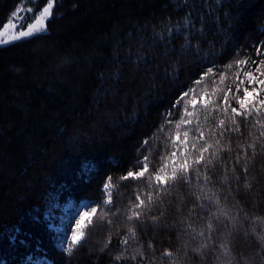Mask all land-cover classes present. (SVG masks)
<instances>
[{"label":"trees","instance_id":"1","mask_svg":"<svg viewBox=\"0 0 264 264\" xmlns=\"http://www.w3.org/2000/svg\"><path fill=\"white\" fill-rule=\"evenodd\" d=\"M22 1L0 0V30ZM47 2L37 0L36 11ZM258 48L264 53V0H54L46 33L0 48V264H21L28 257H47L54 264H170L165 250L174 253L177 264L226 261L212 241L228 243L239 264H264V248L252 231H264L257 220L264 217V137L255 116L236 117L240 132L223 137L215 121L224 118L233 127L222 109L229 108L231 115L229 105L238 108L233 96L252 86L245 83L237 93L236 66H226L249 57L252 66L264 59ZM208 68L215 75L205 78ZM197 80L203 82L197 85ZM191 89L198 99L203 90L215 92L204 99L221 109L204 126L205 137L195 142L197 149L205 140L214 145L204 153L212 164L195 165L201 175L190 170V182L169 181L166 193L155 184L149 189L144 180H120L140 168L145 156L150 171L161 166L160 157L173 150L175 123L188 119L184 106L192 111L191 95L180 100ZM195 111L203 113L202 99ZM209 126L221 146L230 143L231 152L211 155L217 148ZM185 127L189 159H194L199 153L191 151L192 136L199 133L194 124L181 132ZM250 133L259 139L254 157L247 149L251 159L245 173L237 145L247 148ZM177 148L179 163L187 153L183 144ZM108 177L115 185L111 204L105 203ZM148 191L158 197L156 203L140 220H128L137 194L143 199ZM213 193L220 205L210 201ZM85 200L107 219L93 217L86 239L68 255L56 246L54 216L66 204ZM220 207L233 219L217 221L213 214ZM210 219L211 241L207 231L200 237L187 227L199 232ZM132 226L136 239L128 236ZM202 242L209 243L203 258L192 251ZM138 249L144 255L131 259ZM122 253L125 258L116 261Z\"/></svg>","mask_w":264,"mask_h":264},{"label":"snow or ice","instance_id":"2","mask_svg":"<svg viewBox=\"0 0 264 264\" xmlns=\"http://www.w3.org/2000/svg\"><path fill=\"white\" fill-rule=\"evenodd\" d=\"M54 7V0H48L47 5L43 8V10L40 12L39 16L36 18V21L34 24L30 25L28 27L27 31H20L18 33V36L13 34L12 39H16L19 37L24 36H30L34 32L44 31L45 30V20L52 15V9ZM20 11H23V8L20 9ZM28 11H32V9H28ZM14 15H16L14 13ZM16 25L10 20L7 24L3 25L2 30H0V44L8 43L9 40L3 39L7 33H9V29L15 28ZM257 55H262L264 53H261L260 49H257ZM251 58L246 59H239L235 60L233 63L228 64L226 67L228 70H231L233 68V65L236 66L237 71L232 73L234 77V82H236V92L239 93L241 91V86L247 84L249 86L253 84H259L264 85V80L257 79L256 74L258 73L260 76H264V59H261L259 61H252L251 63L255 65V68L253 69L249 65V60ZM243 66H248V70L245 71ZM215 75L213 73L212 68H208L207 72L205 73V78L209 75ZM241 74L243 75L244 79H240ZM227 73H223L220 75L219 83L223 84L225 81ZM202 80H197L195 83L197 85L201 84ZM217 91H225L224 89H217ZM227 92H231V88L226 89ZM260 92H264V87L259 88ZM196 89H191L189 92L183 93V95L180 97V100H183L184 97H187L189 95L192 96V99L188 100L187 104H190L192 106V111H189L187 105L184 106V117H188V119L181 118L178 122L175 123V138L172 139V151L165 155L161 156L160 159L163 162L161 166L156 168L153 171H150V160L148 156H145L142 161H139L141 167L138 168L136 171L129 170L126 175H123L120 177V180L126 181V180H144L146 182V185L149 189L153 187L155 184L156 189L159 192H165L167 191V185L168 182L171 181L173 184H175L179 179H183L186 182H190V170L194 171L197 176L201 175L200 169L196 168L195 165H204L205 167L209 164H212V159L208 158L206 159L204 153H208L209 149H212L214 145L212 143H208L207 140L204 141V145H202L199 149L196 148V143L200 139H203L205 137V131L203 130L205 125H208L209 118L212 116V113L215 111H220L221 109L215 105V102L213 99H204V97H207L209 95L215 96V92L209 94L207 90H203L201 93L200 99L197 98L195 95ZM257 92V88L255 87H243V95H235L233 96V99L238 104L237 107H229L231 108V115H228L229 108H223L222 112L224 116L227 117V119L231 122V125L233 127L228 128L226 126V120L224 118L216 117V128L221 129L220 136L223 137L225 132H234L239 133L240 132V125L237 121L236 117H242L245 120H248L250 117L255 116L256 121L255 123L259 125V136L264 137V119H261V114L264 112V99H257L253 94ZM251 97V98H250ZM203 100V113H199L195 111L196 106L198 103H200V100ZM222 99L225 104L228 103V95H223ZM180 101H177L179 103ZM201 115H203V120L200 119ZM195 118V119H193ZM195 125V128L193 129L194 132H198L199 136L193 135L192 140L194 143L192 144L191 151H198V155L194 159H189L190 150L188 148L189 144V130L185 127V130L181 132L182 127L187 125ZM255 127V125H253ZM208 136L215 138L216 132L215 130L209 126L208 127ZM181 136L183 139H181ZM250 136H252V142L247 144V148L244 144H238L237 147L243 150L244 153V159L246 161L244 165V172H248L247 168V162L250 161L251 157L248 155L247 149H252V157H254L256 152V141L259 139L255 135V133H250ZM230 140V137H229ZM145 144L148 142L145 141ZM183 144L184 150L187 155H183L180 162L177 163V144ZM215 146L217 148V151L214 153H211L212 156H216L219 158L220 151H232L231 145L228 142H225L223 146H221V140L218 138H215ZM240 156H237V163H239ZM168 169H171L169 171ZM233 173H235V168L232 169ZM204 180L207 182L210 180V177L207 174H203ZM227 180V176H225V181ZM164 185L165 187L161 188L160 186ZM105 190L107 191V200L105 201L106 204L112 203V189L115 187V185L112 183V178L108 177L107 183L105 184ZM245 188H250V184H245ZM158 199L157 196L154 195L152 191H148L144 193V198L142 199L139 194H137L135 203H132L129 212L130 214L127 215L128 220H140L141 217L144 215V213L148 210H150V207L152 204L156 203V200ZM210 201H213L216 205H220V200L215 196V193L212 194L211 197H209ZM203 205H201L202 207ZM111 211V210H109ZM215 216V219L219 221L220 217H226L228 219H233L232 217H229L228 212L223 207H220L218 209V213L213 214ZM99 216L100 219H107L106 213H98L97 208L93 207L90 212H84L79 220L76 221L75 229L72 231L71 241L67 244V247H65L63 250L68 254L71 255L79 246H81L82 242L86 239V231L85 229L93 223V217ZM153 220L158 219L157 217H153ZM259 223L264 226V217L257 218ZM108 224H111V220H107ZM187 227L192 230L193 233H196L200 237H205V232L207 231L208 236L206 237L207 241H211V233L215 231V226L212 220L210 219L206 225V228H202L199 230V232H196V229L192 227L191 224H188ZM253 233L256 234L257 239L259 240L261 247L264 248V231H261L260 233H256L255 228L252 229ZM230 235V234H229ZM128 236H130L132 239L137 238V233L135 230V227H129L128 228ZM128 236H126L121 242L124 245H127L129 240ZM111 243V240L109 239L104 247L106 248L107 245ZM151 247V245H150ZM212 247L213 249L219 248L221 250V255L223 257L228 258L226 261H221L220 264H239V261L236 260L235 256L233 255V252L231 250V247L228 243H220L219 245H216L214 241H212ZM209 248L208 242H202L198 247L193 248L192 251L200 255L202 258L204 256V251ZM136 255L143 256V252L139 249L137 250V253L131 257V259L135 260ZM163 256H166L170 259V264H177V261L175 259H172L174 257V253L172 251L165 250L162 253ZM125 256L123 253L121 255L116 256L114 259L116 261H120L124 259ZM219 259V258H218ZM244 264H248L247 261H244Z\"/></svg>","mask_w":264,"mask_h":264},{"label":"rangeland","instance_id":"3","mask_svg":"<svg viewBox=\"0 0 264 264\" xmlns=\"http://www.w3.org/2000/svg\"><path fill=\"white\" fill-rule=\"evenodd\" d=\"M36 4H37V0H24L17 6V8L10 15L7 23L11 20L16 25V27L13 28L15 34H18L20 31H26L30 25L35 23L36 18L38 17L39 13L43 9L42 8L40 11H36ZM21 8H23V11H20ZM28 9H32V11H28ZM14 13L16 15H14ZM46 30H47V25H46ZM46 30L37 32L36 34L29 36V37L11 40L8 43L1 44L0 48L6 47V46H9V45H12V44L24 41V40H28L37 35L44 34L46 33ZM262 57L264 58V54H262ZM251 67L254 69L255 65H252ZM256 76H257V79L264 80V76L260 77L258 73L256 74ZM251 86L257 88V92L254 93L253 95L257 99H259L260 97L262 98V94L259 91V88L263 87V85L253 84ZM93 207L96 208V205L93 201L85 200L77 206L74 205L73 202H70L66 204L60 210L59 215L54 216L55 220L58 219L56 221V224L54 225V229H55V232L58 234V241L56 243V246L59 250L63 251V249L67 247V244L70 243L72 231L75 229V226H76V221L79 220L80 216L84 212H90ZM21 264H54V263L51 260L47 259V257H35V258L28 257Z\"/></svg>","mask_w":264,"mask_h":264},{"label":"bare ground","instance_id":"4","mask_svg":"<svg viewBox=\"0 0 264 264\" xmlns=\"http://www.w3.org/2000/svg\"><path fill=\"white\" fill-rule=\"evenodd\" d=\"M43 10V9H42ZM53 10V9H52ZM40 14V13H39ZM39 16V15H38ZM51 17V16H50ZM50 17H48L46 20H45V30H46V25H47V21L50 19ZM28 30V29H27ZM26 30V31H27ZM44 30V31H45ZM40 32V31H39ZM37 32H34L32 35H34V34H36ZM13 34H15L14 33V29L12 28V29H9V33H7L6 35H5V37H3V39H7V40H9V41H11V40H14V39H12V35ZM15 35H17L18 36V34H15ZM32 35H30V36H32ZM24 37H29V36H24ZM24 37H19V38H24ZM16 39H18V38H16ZM17 41V40H16ZM1 45V44H0Z\"/></svg>","mask_w":264,"mask_h":264}]
</instances>
